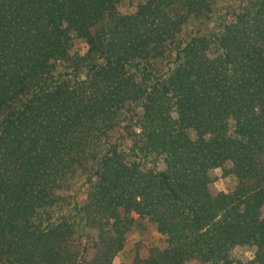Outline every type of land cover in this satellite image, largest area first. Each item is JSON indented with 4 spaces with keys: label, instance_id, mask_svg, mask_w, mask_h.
I'll list each match as a JSON object with an SVG mask.
<instances>
[{
    "label": "trees",
    "instance_id": "trees-1",
    "mask_svg": "<svg viewBox=\"0 0 264 264\" xmlns=\"http://www.w3.org/2000/svg\"><path fill=\"white\" fill-rule=\"evenodd\" d=\"M136 227L122 264H264V0H0V264Z\"/></svg>",
    "mask_w": 264,
    "mask_h": 264
},
{
    "label": "rangeland",
    "instance_id": "rangeland-1",
    "mask_svg": "<svg viewBox=\"0 0 264 264\" xmlns=\"http://www.w3.org/2000/svg\"><path fill=\"white\" fill-rule=\"evenodd\" d=\"M213 182L212 187L216 191H229L235 184V179L231 176H224L222 169H216L212 172ZM160 243V236L156 232L146 229L142 230L141 227H136L131 235L127 248L124 252L120 253L115 258V264H122L131 258V255L138 253L141 256H146L148 250ZM237 255L242 257H250V251L238 250Z\"/></svg>",
    "mask_w": 264,
    "mask_h": 264
}]
</instances>
